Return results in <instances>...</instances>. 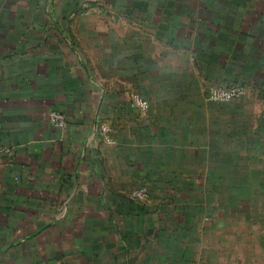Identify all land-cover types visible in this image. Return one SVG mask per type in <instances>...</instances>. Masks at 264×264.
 I'll use <instances>...</instances> for the list:
<instances>
[{"label":"crops","instance_id":"1","mask_svg":"<svg viewBox=\"0 0 264 264\" xmlns=\"http://www.w3.org/2000/svg\"><path fill=\"white\" fill-rule=\"evenodd\" d=\"M0 264H264V0H0Z\"/></svg>","mask_w":264,"mask_h":264},{"label":"built area","instance_id":"2","mask_svg":"<svg viewBox=\"0 0 264 264\" xmlns=\"http://www.w3.org/2000/svg\"><path fill=\"white\" fill-rule=\"evenodd\" d=\"M245 93V88L242 85H231L226 87H219L212 91L210 100L215 103H230L233 100L241 97ZM135 103L140 109L141 113H146L149 109V103L141 97L135 98ZM48 121L54 126L61 129L67 127V117L56 111H49L47 114ZM103 132L106 133V141L109 144L114 143V138L110 135V129L107 127L103 128ZM148 197L146 190L141 189L135 192V198L144 200Z\"/></svg>","mask_w":264,"mask_h":264}]
</instances>
